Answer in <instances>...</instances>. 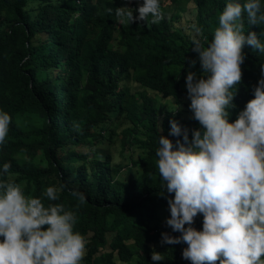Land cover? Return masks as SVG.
Masks as SVG:
<instances>
[{
    "label": "trees",
    "instance_id": "1",
    "mask_svg": "<svg viewBox=\"0 0 264 264\" xmlns=\"http://www.w3.org/2000/svg\"><path fill=\"white\" fill-rule=\"evenodd\" d=\"M124 1L0 0V110L11 117L0 144V164L10 162L11 177L28 195L39 196L48 185H64L52 203L76 211L75 230L87 241L81 264H115L112 252L120 262L137 253L144 264H191L181 257L185 243H160L162 232L179 233L164 223L169 216L165 197L173 194L162 193L155 149L160 135L179 138L169 134L170 120L187 128L189 139L191 130L200 126L192 115L181 117L183 110L158 115L153 96L145 90L181 104L187 94L181 87L186 72L200 74L197 53L192 38L173 25L178 13L170 16L161 7L163 18L156 24L135 19L121 24L115 9L130 7L135 17L142 3ZM192 2L193 25L207 43L225 0ZM261 30L264 25H247L245 20V35ZM242 52L241 80L231 89L230 121L253 98L264 61V53L251 46ZM189 61L196 63L189 67ZM127 77L144 90L128 93L120 87ZM122 114L128 125L121 131L120 146L140 150L138 157L128 158L140 172L127 179L117 177L120 164L110 165L109 155L99 156L94 149L112 138L109 123ZM72 189L86 197L78 208ZM163 208L166 215L160 220ZM201 221L197 214V230ZM151 244L165 247L163 261H151ZM106 248L111 253L105 258Z\"/></svg>",
    "mask_w": 264,
    "mask_h": 264
},
{
    "label": "clouds",
    "instance_id": "2",
    "mask_svg": "<svg viewBox=\"0 0 264 264\" xmlns=\"http://www.w3.org/2000/svg\"><path fill=\"white\" fill-rule=\"evenodd\" d=\"M133 16L130 7L115 9L117 21L156 24L163 18L160 0H142ZM264 0H225L211 39H200L192 25V50L200 74L184 77L192 118L200 127L181 128L170 120L169 134L157 137L155 167L162 181L172 232L161 233L162 244L183 242L181 257L191 264H264V61L252 88L253 98L229 120L234 85L241 80L242 48L264 53ZM206 39V38H205ZM196 61H189V67ZM11 117L0 110V144L5 143ZM10 162L0 164V264H81L86 239L75 230L77 215L57 201L64 185H48L39 196L25 193L9 173ZM75 208L85 195L70 190ZM49 201L45 204L44 200ZM202 216L199 230L194 217ZM150 259L165 257L152 251Z\"/></svg>",
    "mask_w": 264,
    "mask_h": 264
},
{
    "label": "rangeland",
    "instance_id": "3",
    "mask_svg": "<svg viewBox=\"0 0 264 264\" xmlns=\"http://www.w3.org/2000/svg\"><path fill=\"white\" fill-rule=\"evenodd\" d=\"M127 1L128 0H125L124 3H126ZM160 5L166 10L168 15L170 16H172L174 13H178V16L172 21L173 25L192 38V35H194L192 31V25L194 22V9H195L192 0H181L179 3H171L168 0H160ZM33 6L35 7V4ZM120 87L125 88L128 93H137L139 91L144 90L142 86L131 80L129 77L123 79L120 82ZM181 87L183 89H186L185 80L182 81ZM145 91H147L148 94L153 96L154 104L157 108L158 115H161L166 110H170L173 113H176L177 109L183 110L180 112L181 117L187 118L192 115L191 110L188 107L190 100L187 94H184L182 96L181 104H176L173 99H162L150 90H145ZM127 125L128 122L123 114L114 117L109 123V127L114 131L115 134L112 136L111 139H106L105 141L97 143L94 146V149L98 152L99 156H103V154L109 155L110 165L120 164V171L117 177L121 179L134 177L140 172L139 166L130 165L128 159L130 155H132L134 159L138 157L140 154V150L134 148L131 151L128 146H124L122 148L120 146V136H121L120 134L122 129L127 127ZM165 215L166 212L165 209L163 208L159 212L160 220H162L165 217ZM151 247L153 248V251L160 252L162 255L165 253V247L161 244H151ZM102 253L106 258L111 252L108 248H106L102 251ZM112 258L114 259L115 264H144L138 257L137 253L134 254L131 260H129L128 262H120L115 252H112Z\"/></svg>",
    "mask_w": 264,
    "mask_h": 264
}]
</instances>
